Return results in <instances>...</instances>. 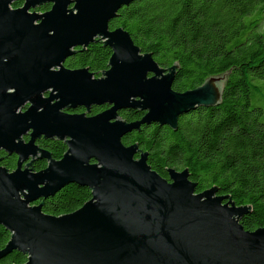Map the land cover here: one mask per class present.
I'll use <instances>...</instances> for the list:
<instances>
[{
  "label": "water",
  "instance_id": "95a60500",
  "mask_svg": "<svg viewBox=\"0 0 264 264\" xmlns=\"http://www.w3.org/2000/svg\"><path fill=\"white\" fill-rule=\"evenodd\" d=\"M134 1L0 0V151L16 156L12 171L0 166V225L10 233L0 257L18 251L23 264H264V227L247 231L240 223L247 207L225 201L215 187L195 193L187 169L161 177L147 152L121 142L145 124L176 130L183 114L219 102L225 80L173 90L175 66L161 68L122 27L109 29ZM43 5L50 8L34 10ZM95 41L111 49L100 77L64 66ZM94 106L106 108L89 115ZM79 108L86 111L73 112ZM130 109L144 114L131 122L118 116ZM40 138L62 140L66 151L52 159L36 144ZM36 160L46 167L33 171ZM70 183L88 187L91 198L72 213L45 214L43 200Z\"/></svg>",
  "mask_w": 264,
  "mask_h": 264
},
{
  "label": "trees",
  "instance_id": "16d2710c",
  "mask_svg": "<svg viewBox=\"0 0 264 264\" xmlns=\"http://www.w3.org/2000/svg\"><path fill=\"white\" fill-rule=\"evenodd\" d=\"M18 1L15 7L21 6ZM50 5L35 8L46 11ZM264 0H136L121 7L109 29L122 27L142 53L164 69L175 66L172 89L193 90L209 77L225 75L220 100L196 107L178 118L177 128L142 125L121 138L147 152V163L168 179V169H187L195 193L215 187L235 205L247 207L240 223L247 231L264 227ZM111 49L95 41L65 60L69 69L87 68L95 78L108 69ZM106 106L91 107L89 115ZM76 112L86 111L83 108ZM139 109L119 111L127 121L141 119ZM27 140V137L24 138ZM36 144L52 159L66 151L62 140L40 138ZM47 161L36 160L38 172ZM0 166L12 171L16 156L0 151ZM91 198L88 187L70 183L43 200L42 211L69 214ZM37 200L31 205L40 204ZM10 233L0 225V249ZM12 251L0 264H23Z\"/></svg>",
  "mask_w": 264,
  "mask_h": 264
},
{
  "label": "rangeland",
  "instance_id": "374dc122",
  "mask_svg": "<svg viewBox=\"0 0 264 264\" xmlns=\"http://www.w3.org/2000/svg\"><path fill=\"white\" fill-rule=\"evenodd\" d=\"M36 12H38V13H39V12H41V11H36ZM261 29H262V31H263V30H264V26H263Z\"/></svg>",
  "mask_w": 264,
  "mask_h": 264
},
{
  "label": "flooded vegetation",
  "instance_id": "af4514ba",
  "mask_svg": "<svg viewBox=\"0 0 264 264\" xmlns=\"http://www.w3.org/2000/svg\"><path fill=\"white\" fill-rule=\"evenodd\" d=\"M73 112H75V113H80V112H76V111H73ZM25 138V137H24Z\"/></svg>",
  "mask_w": 264,
  "mask_h": 264
}]
</instances>
